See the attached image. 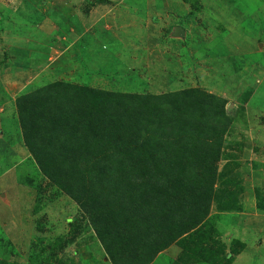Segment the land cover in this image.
<instances>
[{
	"label": "rangeland",
	"instance_id": "1",
	"mask_svg": "<svg viewBox=\"0 0 264 264\" xmlns=\"http://www.w3.org/2000/svg\"><path fill=\"white\" fill-rule=\"evenodd\" d=\"M1 35L26 39L20 64H0V145L23 142L18 98L57 81L225 97L210 219L156 263L264 264V0H0ZM27 150L15 165L0 152V264H113Z\"/></svg>",
	"mask_w": 264,
	"mask_h": 264
},
{
	"label": "trees",
	"instance_id": "2",
	"mask_svg": "<svg viewBox=\"0 0 264 264\" xmlns=\"http://www.w3.org/2000/svg\"><path fill=\"white\" fill-rule=\"evenodd\" d=\"M17 104L25 145L90 215L113 264H157L209 218L230 121L225 97L199 87L146 94L57 81Z\"/></svg>",
	"mask_w": 264,
	"mask_h": 264
},
{
	"label": "crops",
	"instance_id": "3",
	"mask_svg": "<svg viewBox=\"0 0 264 264\" xmlns=\"http://www.w3.org/2000/svg\"><path fill=\"white\" fill-rule=\"evenodd\" d=\"M20 37L25 40L26 37H22L20 35L17 36H0V64H3L9 68L10 64L13 63V61H17L18 64H20L21 62V57L19 56V51H18V41L20 39ZM24 56V55H23ZM29 59V58H28ZM4 61V62H3ZM12 65H16V63L12 64ZM11 65V66H12ZM0 69L1 68L0 66ZM1 120H3L4 118H12V117H8L2 114L1 116ZM20 143H24L23 142H15L13 144H9L7 141L6 143L4 142V144L0 145V152L1 154H3L6 158L9 159V161H11L14 165L18 162H21V160H24V158H26L25 156H29L27 147L24 144H20ZM19 148V150H18ZM20 154L22 156H20ZM7 159V160H8ZM16 162V163H15ZM10 170V169H9ZM4 176L1 175L0 178H2ZM5 186V185H4ZM2 183H0V190L2 189Z\"/></svg>",
	"mask_w": 264,
	"mask_h": 264
},
{
	"label": "water",
	"instance_id": "4",
	"mask_svg": "<svg viewBox=\"0 0 264 264\" xmlns=\"http://www.w3.org/2000/svg\"><path fill=\"white\" fill-rule=\"evenodd\" d=\"M176 33H177V34H181V28L177 27V29H176Z\"/></svg>",
	"mask_w": 264,
	"mask_h": 264
}]
</instances>
